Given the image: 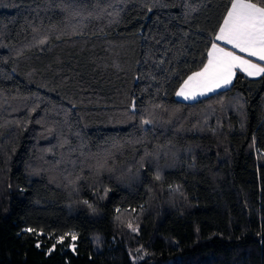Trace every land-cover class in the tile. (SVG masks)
Here are the masks:
<instances>
[{
  "label": "trees",
  "instance_id": "trees-1",
  "mask_svg": "<svg viewBox=\"0 0 264 264\" xmlns=\"http://www.w3.org/2000/svg\"><path fill=\"white\" fill-rule=\"evenodd\" d=\"M228 7L0 0V264H264V76L175 95Z\"/></svg>",
  "mask_w": 264,
  "mask_h": 264
},
{
  "label": "snow or ice",
  "instance_id": "snow-or-ice-1",
  "mask_svg": "<svg viewBox=\"0 0 264 264\" xmlns=\"http://www.w3.org/2000/svg\"><path fill=\"white\" fill-rule=\"evenodd\" d=\"M46 42L44 39L39 41L40 44ZM222 45H228L230 48ZM261 62H264V0H229V7L211 38L206 62L198 71L183 79L175 95L194 101L220 89H227L237 71L248 77L264 76V63ZM135 108V101H132L131 109L135 111ZM151 123L153 121L149 119L141 120L143 125ZM100 167H103V164ZM156 179H160L159 174ZM127 227L134 233L139 231V226H133L131 221L127 223ZM27 231L32 232L33 229ZM66 236H70L72 242L77 240L75 234L66 233L65 236L59 237L57 243H62ZM71 247L75 250V243H72ZM137 251L141 252L142 249ZM146 255L147 252H143L139 259H144ZM135 259L133 257L134 262Z\"/></svg>",
  "mask_w": 264,
  "mask_h": 264
},
{
  "label": "crops",
  "instance_id": "crops-1",
  "mask_svg": "<svg viewBox=\"0 0 264 264\" xmlns=\"http://www.w3.org/2000/svg\"><path fill=\"white\" fill-rule=\"evenodd\" d=\"M222 46H225V47H229L230 48V46H228V45H222ZM241 55H243V54H241ZM251 59H255V58H251ZM261 63H264V62H261ZM198 71V70H197ZM238 72V71H237ZM258 77H260V76H258ZM255 78V77H254ZM233 81H234V79H233ZM230 86V85H229ZM228 86V87H229ZM220 90H223V89H220ZM178 91V90H177ZM219 91V90H218ZM210 94H212V93H209L208 95H210ZM177 98L179 99V100H182V101H193V100H184L182 97H178L177 96ZM198 98H201V97H198ZM197 98V99H198Z\"/></svg>",
  "mask_w": 264,
  "mask_h": 264
},
{
  "label": "rangeland",
  "instance_id": "rangeland-1",
  "mask_svg": "<svg viewBox=\"0 0 264 264\" xmlns=\"http://www.w3.org/2000/svg\"><path fill=\"white\" fill-rule=\"evenodd\" d=\"M72 245V244H71ZM71 245H70V247H71ZM72 248V247H71Z\"/></svg>",
  "mask_w": 264,
  "mask_h": 264
}]
</instances>
